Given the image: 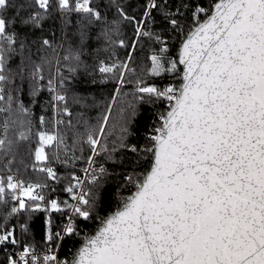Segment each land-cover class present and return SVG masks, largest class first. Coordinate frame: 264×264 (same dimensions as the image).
<instances>
[{
	"label": "snow or ice",
	"instance_id": "obj_1",
	"mask_svg": "<svg viewBox=\"0 0 264 264\" xmlns=\"http://www.w3.org/2000/svg\"><path fill=\"white\" fill-rule=\"evenodd\" d=\"M52 0H26L19 5L16 15L33 6L38 9L21 18L25 24L39 26ZM64 12H82L95 19L101 18L92 0H56ZM9 0H0V84L4 75L6 52L16 43L9 32L13 22L4 13ZM181 3L169 11L167 0H146L141 19L121 16L134 24L135 39L122 47L134 52L141 39L160 45L148 57L150 67L142 69L149 78L176 76L179 86L169 83L158 86L143 75H136L127 62L110 66L101 63V73L118 72V82L125 84L126 73L136 75L135 99L139 103L168 102V110L159 114L161 124L149 135L150 146L138 149L127 145L121 136L120 147L132 153H150L152 161L144 173H130L125 177L136 191L128 196L114 213L101 220L94 235H85L71 261L61 260L56 254L65 237L78 236V220H90L101 199V186L96 170L88 183L95 186L85 190L84 181L73 176L74 184L65 191L68 200L47 199L46 182L25 181L12 173L11 161L4 166L7 175H0V205L12 206L0 217V245L21 247L16 256H8L7 264H264V0H216L209 8L195 6L191 19L194 26L179 48L178 59L167 54L168 44L157 32L148 30L154 10H162L170 28L184 32ZM207 17L201 21V16ZM45 45L49 44L44 40ZM178 65L183 66L182 74ZM40 71L37 66L36 72ZM43 79V77H40ZM50 89L52 81H49ZM0 87V101L5 99ZM120 88H117L119 93ZM9 101L11 97L9 96ZM115 99V97L113 98ZM54 101H64L57 93ZM55 110V105H53ZM132 107V115L136 108ZM7 109L0 107V113ZM26 116L28 109L21 106ZM64 112L68 115L67 108ZM108 114L103 116L98 129L86 133V143L94 157L108 152L101 144L105 135ZM12 121V124H16ZM62 121H56L59 125ZM27 120L19 121L18 138H9L8 119L0 122V152H10L15 143L28 141L31 129ZM45 118L40 117V125ZM70 125V121H69ZM127 133V127L121 129ZM36 147L32 168L43 173L47 180L58 179L50 166L46 149L65 148V138L55 125L52 131L35 133ZM115 150V149H113ZM59 159L57 153L52 154ZM111 157L109 156V159ZM86 173L88 169L84 170ZM106 170L100 167L98 172ZM79 189V191H75ZM27 197V199H25ZM45 212L47 231L46 250L37 252L36 246L21 243L7 221L23 211ZM52 213H70L60 230H54ZM22 232L28 225H21Z\"/></svg>",
	"mask_w": 264,
	"mask_h": 264
},
{
	"label": "trees",
	"instance_id": "obj_2",
	"mask_svg": "<svg viewBox=\"0 0 264 264\" xmlns=\"http://www.w3.org/2000/svg\"><path fill=\"white\" fill-rule=\"evenodd\" d=\"M214 1L183 0L189 5L188 8L181 9L184 12L180 17L184 27L183 33L170 28L162 10L153 11L154 22L148 20L147 28L161 35L169 47L167 55L177 59L179 43L194 25L191 19L194 7L209 8ZM22 3L26 4V0H9V6L4 13L13 21L9 32L14 33L16 43L12 51L6 52L4 75L7 79L0 84L4 89L5 99L0 101V107L7 111L0 113V122L8 119L9 138L16 141L19 131L23 130L19 127V121L27 120L31 138L15 143L12 150L6 154L0 152V170L11 161L12 173L20 178L47 183L48 186L43 190L47 199L68 200L70 203L71 196L65 189L73 181V176H83L88 157L92 155L90 147L84 143L86 133L90 129L99 128L103 116L108 114L111 107L105 135L101 138V144H106L109 151L95 156L93 163L103 164L106 170L103 174L96 172L101 186V199L92 219L77 221L80 234L65 237L60 244L61 251L69 247L75 251L84 236L92 233L101 220L117 209L135 189L134 185L126 182L125 177L133 172L144 173L149 167L151 154L132 153L120 147V138L124 136L125 144L135 145L138 149L150 146L149 135L154 134L153 129L160 126L159 114L165 112L168 102H137L134 95L136 75H143L147 82L158 86L169 83L179 86L180 79L167 74L162 79L149 78L146 72L141 71L150 67L148 57L154 50L159 49L158 43L141 39L134 52L119 43L123 40L126 45H130L135 39L134 24L121 16V10L127 16L141 19L146 0H92L95 10L100 13L99 20L82 12H64L58 8L56 0H52L51 7L44 14L39 26L25 24L21 20L38 10L34 5H26V9L20 11L19 16L16 15ZM167 3L169 11H172L181 0H167ZM204 17L202 15L200 19ZM44 40H48L49 44L45 45ZM130 52V67L136 69V75L126 73L125 84H119L118 72L99 71L101 63L110 66L127 62ZM37 66L40 69L38 73ZM178 67L180 68L179 65ZM49 81H52L55 92L50 89ZM57 93L64 95L65 100L54 101L53 97ZM21 106L28 109L26 116L20 111ZM130 106H135V115H132ZM65 108L70 115L64 112ZM41 116L45 118L43 126L40 125ZM58 120L62 123L56 125ZM12 121L17 123L12 124ZM54 125L55 130L64 136L66 149H46L50 156V166L55 169L58 177L57 180L50 181L43 173L33 169L32 164L36 147L35 133L39 130L52 131ZM123 127H127V133H122ZM53 153H57L59 159L54 158ZM92 172L89 170L85 175V190L91 188L95 191V186L88 183ZM7 174L6 170L0 171V175ZM12 203L9 198L7 204L0 205V217L9 212ZM65 214H51L54 230L60 229ZM48 218L45 212L23 211L12 216L5 226L15 232L19 225L20 237L27 243L46 244ZM0 223L4 221L0 220ZM25 223L28 225L26 233L21 230V225ZM4 257L3 246H0V264H4Z\"/></svg>",
	"mask_w": 264,
	"mask_h": 264
},
{
	"label": "built area",
	"instance_id": "obj_3",
	"mask_svg": "<svg viewBox=\"0 0 264 264\" xmlns=\"http://www.w3.org/2000/svg\"><path fill=\"white\" fill-rule=\"evenodd\" d=\"M100 167H104L103 164H93L92 167L90 168L89 165L87 164V166L85 167V169H88L89 170H96V172H98L99 168ZM84 169V170H85ZM83 170V176L80 178V180L84 181L85 179V175H86V172ZM75 181L73 180L71 184H74ZM75 191H79V189H75ZM70 203H73V201L71 200ZM70 213H66L62 222H61V226L63 224H65L67 222V215H69ZM60 226V228H61ZM60 230V229H59ZM15 235L17 238H19L21 240V243H27L26 241H24L21 237H20V232H19V225H17L16 227V230H15ZM61 244V242H59ZM30 244V243H28ZM31 245H34L36 246V249H37V252L40 253V254H43L44 251L46 250V244H31ZM0 246H3V250H4V264H7V258L8 256L12 255V256H16L18 255V253L22 250L21 247L19 246H14V245H10V244H6V245H0ZM74 253V250L72 248H67L65 251H61L60 250V247L56 250V254L58 256L59 259L61 260H67L69 261V259L71 258V256L73 255Z\"/></svg>",
	"mask_w": 264,
	"mask_h": 264
},
{
	"label": "water",
	"instance_id": "obj_4",
	"mask_svg": "<svg viewBox=\"0 0 264 264\" xmlns=\"http://www.w3.org/2000/svg\"><path fill=\"white\" fill-rule=\"evenodd\" d=\"M214 2H216V0L214 1ZM213 2V3H214ZM207 17H204L201 21H203L204 19H206ZM194 26V25H193ZM192 26V27H193ZM191 27V28H192ZM191 28L188 30V32L191 30ZM187 32V33H188ZM187 33L184 35V37L182 38V40H181V42L179 43V47H178V51H177V59H178V54H179V48H180V46H181V43H182V41L184 40V39H186V36H187ZM180 66V72H181V74H182V71H183V66L182 65H179ZM182 81L180 80V83H181ZM168 110V107L166 108V110H165V112ZM164 112V113H165ZM151 161H152V158H151ZM151 161H150V164H151ZM150 164H149V167H150ZM149 167H148V169H149ZM147 169V170H148ZM146 170V171H147ZM136 191V188L131 192V194L130 195H132L134 192ZM129 195V196H130ZM120 207H122V204L118 207V208H120ZM117 208V209H118ZM117 209H115L114 211H112L109 215H111L112 213H114ZM108 215V216H109ZM101 224V223H100ZM100 224L96 227V229L92 232V233H90L89 235H94L95 234V232L97 231V229L100 227ZM83 243V241L78 245V247L76 248V250L81 246V244ZM76 250L74 251V253H73V255L71 256V258L69 259V261H71L72 259H73V256H74V254H75V252H76Z\"/></svg>",
	"mask_w": 264,
	"mask_h": 264
}]
</instances>
